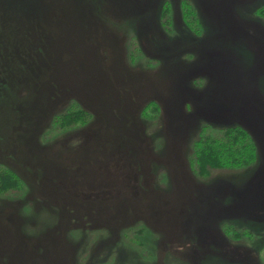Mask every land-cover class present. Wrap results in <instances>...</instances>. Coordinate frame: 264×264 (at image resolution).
<instances>
[{"label":"rangeland","instance_id":"1","mask_svg":"<svg viewBox=\"0 0 264 264\" xmlns=\"http://www.w3.org/2000/svg\"><path fill=\"white\" fill-rule=\"evenodd\" d=\"M0 169V264H264V0H0Z\"/></svg>","mask_w":264,"mask_h":264},{"label":"trees","instance_id":"2","mask_svg":"<svg viewBox=\"0 0 264 264\" xmlns=\"http://www.w3.org/2000/svg\"><path fill=\"white\" fill-rule=\"evenodd\" d=\"M194 16V15H193ZM164 19V18H163ZM166 20L164 21L165 24ZM194 26V21H192ZM228 133L223 135L207 134L199 137L196 142V156L199 159V173L205 175L206 167L229 168L239 167L250 164L256 154V149L251 140L245 142L247 132L243 128L228 127ZM244 143L243 146H234L233 144ZM243 151H245L243 153ZM202 159V160H200ZM5 170V171H4ZM13 172L11 169H8ZM8 172L6 169H0V173Z\"/></svg>","mask_w":264,"mask_h":264}]
</instances>
